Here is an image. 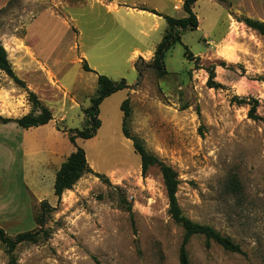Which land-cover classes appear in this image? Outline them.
Instances as JSON below:
<instances>
[{"label":"rangeland","instance_id":"374dc122","mask_svg":"<svg viewBox=\"0 0 264 264\" xmlns=\"http://www.w3.org/2000/svg\"><path fill=\"white\" fill-rule=\"evenodd\" d=\"M183 1L0 0V41L16 74L53 113L36 127L0 123V226L12 236L48 230L12 252L0 241V264H180L183 229L168 212L161 172L150 166L142 174L141 156L122 131L126 97L129 133L176 170L184 214L244 251L194 235L190 264H264V36L243 21H264V0H197L198 28L181 33L158 76L150 51L170 27L148 9L181 17ZM212 67L219 86L209 83ZM97 74L130 86L100 103L93 137L76 138L106 176L86 173L58 200L56 171L76 149L67 129L89 125L84 109L98 94ZM253 105L262 119L249 117ZM39 111L0 70V114ZM43 199L55 209L40 225Z\"/></svg>","mask_w":264,"mask_h":264},{"label":"trees","instance_id":"16d2710c","mask_svg":"<svg viewBox=\"0 0 264 264\" xmlns=\"http://www.w3.org/2000/svg\"><path fill=\"white\" fill-rule=\"evenodd\" d=\"M197 0H184L183 1V9L185 11V15L181 17H174L171 15H163L155 9H148L150 12L163 16L167 24L169 25V31L163 36L162 40L156 45L154 50V55L152 57V61L149 63L152 66L158 76H163L167 73V69L165 67L164 58L167 51L177 42H181V33L186 29H197L199 26L198 17L193 9V4ZM146 9V8H144ZM147 10V9H146ZM243 21L247 26L256 30L260 35L264 36V21L251 18V17H243ZM185 53L188 58H192L191 52H189L188 47L185 45ZM83 68L88 71H92L93 69L89 66L86 59H83ZM0 70L7 74L18 86L25 88L27 91L28 99L38 106L40 109L37 113H26L19 117H11L4 116L0 114V123H9L16 122L23 128L36 127L40 125H44L53 119V113L49 106L43 104L37 95V93L31 89H28L25 81L20 78L10 62L8 57V52L3 43L0 41ZM139 72V77H141V72ZM215 70L212 67L210 69L209 83H213V85H221L217 82H214ZM97 82H98V94L95 97L91 98L92 104L91 106L84 109L86 116L88 117L89 125L84 128H70L67 129L69 139L75 144L76 149L72 151L67 158L61 163L59 169L56 171L55 181H54V192L60 200L62 198V194L68 190L72 189L73 186L78 182V180L86 173H94L99 177H105L106 175L101 172L95 171L89 164L86 156V152L84 148L78 146L76 144V138H91L96 133L98 128L101 126V120L98 116L99 113V105L100 103L112 94L113 92L130 87L127 84L125 78H121L120 80H115L109 77L106 74H97ZM234 99L237 103L244 102V98H240L235 96ZM121 109L123 111L122 118V131L123 134L132 139L133 146L136 152H138L141 156V172L143 175H146L150 166H158L161 175L163 177V182L166 189V194L168 198V212L172 219L179 224L183 229V237L182 242L179 249V262L180 264H190L189 253L187 249V244L190 241L191 237L194 235H203L206 239L207 245H210L211 241L216 242L224 249L244 253L241 245L235 241H233L229 236L224 235L219 230H217L214 226L201 223L198 221L192 220L186 214H184L182 207L179 204L177 191L180 180L178 178V173L176 170L163 160H161L155 154L149 152L143 142L137 137L132 136L129 133L127 124L129 118L131 116V106L130 99L126 97L121 103ZM249 117L254 120L262 119L256 113V107L253 105L249 110ZM107 179V178H106ZM230 185L233 189H236L238 186L237 181L233 180L230 182ZM41 212L40 216L37 217V222L42 225L45 222L46 215L50 211L54 210L53 207L47 199H43L40 202ZM131 210V208H129ZM41 237H48V230L44 228H39L37 230H28L22 231L14 236L9 235L6 230L0 226V241L7 247L9 252H12L16 249V247L23 242H36ZM14 263V262H13Z\"/></svg>","mask_w":264,"mask_h":264},{"label":"crops","instance_id":"0c3cea01","mask_svg":"<svg viewBox=\"0 0 264 264\" xmlns=\"http://www.w3.org/2000/svg\"><path fill=\"white\" fill-rule=\"evenodd\" d=\"M153 14H155V13H153ZM157 15H158V14H157ZM158 16H160V15H158ZM153 53H154V50L150 51V58H152ZM61 118H62V117H61ZM52 120H53V119H52ZM9 123H11V122H9ZM3 124H7V123H3Z\"/></svg>","mask_w":264,"mask_h":264},{"label":"bare ground","instance_id":"6f19581e","mask_svg":"<svg viewBox=\"0 0 264 264\" xmlns=\"http://www.w3.org/2000/svg\"><path fill=\"white\" fill-rule=\"evenodd\" d=\"M114 171H115V170H114ZM114 171H112V172H111V175H114V174H115V172H114ZM116 173H117V172H116Z\"/></svg>","mask_w":264,"mask_h":264}]
</instances>
